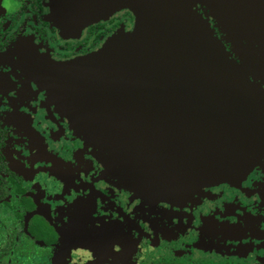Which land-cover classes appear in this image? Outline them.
I'll return each instance as SVG.
<instances>
[{
	"label": "flooded vegetation",
	"instance_id": "1",
	"mask_svg": "<svg viewBox=\"0 0 264 264\" xmlns=\"http://www.w3.org/2000/svg\"><path fill=\"white\" fill-rule=\"evenodd\" d=\"M77 2L0 0V264H264V151L233 183L190 177L156 197L111 175L77 133L51 87L58 66L136 21Z\"/></svg>",
	"mask_w": 264,
	"mask_h": 264
},
{
	"label": "water",
	"instance_id": "2",
	"mask_svg": "<svg viewBox=\"0 0 264 264\" xmlns=\"http://www.w3.org/2000/svg\"><path fill=\"white\" fill-rule=\"evenodd\" d=\"M77 5L83 15L125 10L136 18L132 32L119 31L95 52L58 66L62 77L51 84L111 175L135 177L133 187L171 198L192 177L200 186L230 184L258 164L264 151V0ZM197 5L209 10L222 37Z\"/></svg>",
	"mask_w": 264,
	"mask_h": 264
},
{
	"label": "rangeland",
	"instance_id": "3",
	"mask_svg": "<svg viewBox=\"0 0 264 264\" xmlns=\"http://www.w3.org/2000/svg\"><path fill=\"white\" fill-rule=\"evenodd\" d=\"M205 7V6H204ZM207 9V8H206ZM208 10V9H207ZM237 15H243V13L242 12H239V10H238V12H237ZM225 37V36H224ZM224 44H225V46H226V44L227 45H229V46H231V43L230 42H224Z\"/></svg>",
	"mask_w": 264,
	"mask_h": 264
}]
</instances>
